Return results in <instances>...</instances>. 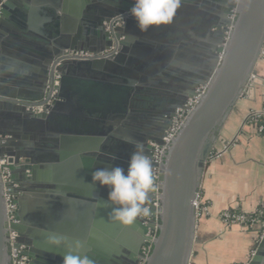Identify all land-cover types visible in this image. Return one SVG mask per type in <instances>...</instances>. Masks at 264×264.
<instances>
[{
    "label": "water",
    "instance_id": "obj_1",
    "mask_svg": "<svg viewBox=\"0 0 264 264\" xmlns=\"http://www.w3.org/2000/svg\"><path fill=\"white\" fill-rule=\"evenodd\" d=\"M238 2L181 0L174 19L189 20L191 16L200 24L203 21L208 35L203 37L195 28L187 33L179 23L167 42L165 29L149 30L162 39L154 61L148 60L149 48L144 43L129 47V36L147 33H141L129 15L133 3L112 14L83 18L80 24L86 35L90 25L92 35L99 34L107 41L100 53L86 59L65 55L61 61L64 52H88L75 44L51 55L42 65L44 90L38 100L19 101L0 92V103L10 108L16 121L0 124L4 127L0 128V159L8 157L12 185L6 188L16 195L17 221L7 222L5 186L0 176V264H10V231L18 234V244L26 246L28 264H63L61 249L75 252L85 246L89 251L86 244L91 236L96 256L104 264H139L143 248L150 243L145 264H191L203 172L209 161L235 142L236 137L214 154L237 101L257 85L253 71L264 46V0ZM39 8L29 12L22 0H0V21L9 20L20 10L29 17L37 12L50 27V33L42 34L54 40L60 33L61 15L51 5ZM117 16L123 17L111 23ZM183 33L190 35L189 41L180 38ZM76 40L83 39L78 36ZM112 46L115 49L111 52ZM60 61L56 69L59 85L53 103L46 106L52 92L48 86L54 79L49 77V68ZM136 72L146 77H132ZM203 85V97L169 148L158 176V190L150 194L146 206L151 220L140 217L131 226L113 222L109 218L113 208L108 203L109 189L92 184L93 172L115 166L127 170L135 150L133 143L125 142L130 140L144 145L155 173L158 166L152 145H162L178 110ZM43 105V112L32 111ZM256 114H249L243 125ZM157 193L162 213L157 235L151 239L147 234L155 230L153 200ZM53 234L63 237L66 244L50 245ZM252 251L247 264H264V238ZM75 253L87 256L86 252Z\"/></svg>",
    "mask_w": 264,
    "mask_h": 264
},
{
    "label": "crops",
    "instance_id": "obj_2",
    "mask_svg": "<svg viewBox=\"0 0 264 264\" xmlns=\"http://www.w3.org/2000/svg\"><path fill=\"white\" fill-rule=\"evenodd\" d=\"M22 1L29 12L34 8L51 5L62 19L60 33L54 40L47 39L42 34L50 33V27L47 28L48 25L44 22L43 16L37 12L31 13L32 16L29 17L26 11L20 10L21 16L13 12L9 20L0 21V92L19 101L29 102L38 100L43 93L45 71L42 65L51 59V55L58 53L61 48L75 44L93 55L100 53L99 50L106 45L107 41L101 40L99 34L92 35L93 27L90 25H87L89 35H86L80 24L81 19L90 20L94 16L112 14L117 9L134 2V0ZM30 18L33 24L41 23V27L36 28V24L33 26L32 23L31 26ZM188 18L189 20L181 19L180 21L174 19L171 25L161 27L165 29L163 32L165 41L169 42L170 38H173L172 31L179 23L181 29L187 33L189 31L192 33L195 28L204 35L203 37L208 35L206 23L201 21L202 24H200V20H194L191 16ZM188 25L192 27L189 28ZM106 31H109V28H106ZM150 31L154 32L151 29ZM78 36H81L83 40L77 41ZM140 36H129L131 39L129 47L131 48L132 44L144 43L143 45L149 48L148 60L154 61L152 59L155 58V52L161 46L159 42L162 40L161 37L148 32ZM193 36L194 34L191 35ZM180 38L189 41L190 35L183 33ZM113 46L111 52L115 49ZM101 52L106 53V51ZM253 75L257 85L247 96L237 101L224 124L220 140L215 145L214 154L222 151L225 143L236 137L234 144L226 152L208 162L201 178L200 198L208 205V210L197 223L191 264L246 263L256 244L255 232L243 231L237 226L226 229L220 218V214L228 210L248 215L264 212V135L258 132V125L254 124L255 115L243 125L249 114L261 113L264 110V57L257 61ZM131 76L146 77L139 72ZM10 112V108L0 103V124L16 122ZM63 241L66 244V241ZM86 245L90 246L91 250L85 251L84 246L73 251L86 252V258L91 264H104L96 256L92 236ZM67 250V248L61 249V254H67Z\"/></svg>",
    "mask_w": 264,
    "mask_h": 264
},
{
    "label": "clouds",
    "instance_id": "obj_3",
    "mask_svg": "<svg viewBox=\"0 0 264 264\" xmlns=\"http://www.w3.org/2000/svg\"><path fill=\"white\" fill-rule=\"evenodd\" d=\"M181 0H134L129 15L135 20L138 30L146 33L173 23ZM133 143L134 152L129 158L127 170L120 166L97 169L92 174V184L109 189L108 203L113 205L109 218L122 226H131L140 217L150 214L146 206L150 194L157 191L153 163L140 142ZM63 239L55 234L49 237L53 247H60ZM79 247V244H77ZM63 264H91L75 252L63 256Z\"/></svg>",
    "mask_w": 264,
    "mask_h": 264
},
{
    "label": "built area",
    "instance_id": "obj_4",
    "mask_svg": "<svg viewBox=\"0 0 264 264\" xmlns=\"http://www.w3.org/2000/svg\"><path fill=\"white\" fill-rule=\"evenodd\" d=\"M69 57L73 58H81V59H86L88 57H91V54L84 53V52H69L67 54ZM264 57V46L263 49L260 53V58ZM61 64L60 62H57L54 64L55 70L57 67ZM59 76L55 73L54 79H53V84L51 86H48L49 88L52 89L50 99L47 101L46 106H50L53 101H54V95L56 94V87H58L59 82H58ZM206 86H200L199 88L196 89L194 97L190 98L187 100L186 104L184 105L183 108L178 110L177 116L173 119L171 127L167 130L165 133V136L162 139V145L158 146L153 144L154 148V161L157 164L158 168L155 169L154 173V178L157 184V190H158V176L160 174L161 168H163V163L165 161L166 155L169 151V148L171 147L173 141L179 134L182 126L184 125L187 115L183 117L187 112L190 114L195 107L198 105L200 102L204 92H205ZM45 105L40 106V107H35L32 108V111L34 113H41L45 110ZM255 121L259 119H264V110L261 113H258L255 115ZM258 132L260 134L264 133V125L258 126ZM5 144V142L3 143ZM8 157L5 156L2 159H0V176H1V181L5 186V202H6V218L8 224H16L17 221L14 219V213H15V206L13 205V201L16 199V196L10 193V189L6 188L7 186L12 185L11 180H10V174L8 170ZM159 170V171H158ZM14 189L17 188V185L12 186ZM158 194V193H157ZM155 195V199L153 200V205L155 208V217L153 219L155 223V230L154 231H149L147 236H149L151 239L156 237L157 232H158V225H159V219H160V210H161V204L159 200V195ZM200 195L198 196L197 202H196V209H197V215H201L202 213L204 214L206 210L200 211ZM201 213V214H200ZM147 220H151L150 216L145 217ZM220 218L225 222L227 226L231 225H239L242 228L248 230V231H253L255 232V242L259 243L263 238H264V212H256L254 214L248 215L242 212H236V211H224ZM152 242V240H151ZM10 244H11V252H10V264H28L29 263V257L25 255L26 253V246L23 244H18V234L15 231H10ZM151 244L150 243L148 246L143 248V253H142V258L139 262V264H145V261L147 257L150 254L151 251ZM253 251L250 257H252ZM248 263V262H247Z\"/></svg>",
    "mask_w": 264,
    "mask_h": 264
},
{
    "label": "bare ground",
    "instance_id": "obj_5",
    "mask_svg": "<svg viewBox=\"0 0 264 264\" xmlns=\"http://www.w3.org/2000/svg\"><path fill=\"white\" fill-rule=\"evenodd\" d=\"M237 2H238V0H237ZM240 4H241V1L238 2V6H239ZM238 6H237V7H238ZM122 17H123V16H117V17L111 18V21H110V22L113 23L114 21L121 20ZM233 18H234V16L232 17V19H233ZM112 20H113V21H112ZM65 55H67V54H65V52L61 55V61H62V58H63ZM53 65H54V64H53ZM53 65L51 66V69L49 68V72H48V73H49V77L54 76L55 73H56V70H55V67H56V66L54 65V66H55V67H54ZM202 97H203V96H202ZM190 113H191V112H190ZM186 115H187V117H189L190 114L187 112L183 117H185ZM5 145H6V143L3 144V146H5ZM158 171H159V170H158ZM160 171H161V170H160ZM160 171H159V172H160ZM27 173H28V172H27ZM157 195H159V193H158ZM159 198H160V196H159ZM160 213H162V210H160Z\"/></svg>",
    "mask_w": 264,
    "mask_h": 264
},
{
    "label": "rangeland",
    "instance_id": "obj_6",
    "mask_svg": "<svg viewBox=\"0 0 264 264\" xmlns=\"http://www.w3.org/2000/svg\"><path fill=\"white\" fill-rule=\"evenodd\" d=\"M20 162L21 163H23L24 162V159H20ZM200 195V194H199ZM200 202H201V204H200V211H202V210H206L205 211V213H207V210H208V205L206 204V203H203L202 202V199H200ZM224 212V211H223ZM222 212V213H223ZM221 213V214H222ZM201 214V213H200ZM221 214H220V216H221ZM202 215H203V213L201 214V215H199L198 216V220H200V219H202ZM198 220H197V223H198ZM221 221H222V223H223V225L226 227V229H228V228H230V227H232V226H237V227H239L240 229H242L243 231H248V230H246V229H244V228H242L241 226H239V225H231V226H227L226 224H225V222L221 219ZM250 233V232H249ZM217 240H218V238H217ZM252 254V253H251ZM251 254H250V256H251ZM249 259H250V257H249ZM240 264H247V262L246 263H240Z\"/></svg>",
    "mask_w": 264,
    "mask_h": 264
},
{
    "label": "trees",
    "instance_id": "obj_7",
    "mask_svg": "<svg viewBox=\"0 0 264 264\" xmlns=\"http://www.w3.org/2000/svg\"><path fill=\"white\" fill-rule=\"evenodd\" d=\"M254 124H255V125H258V126H259V125H264V119H259V120L255 121ZM263 135H264V133H263ZM15 196H16V195H15ZM236 212H238V211H236Z\"/></svg>",
    "mask_w": 264,
    "mask_h": 264
}]
</instances>
